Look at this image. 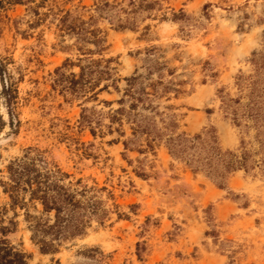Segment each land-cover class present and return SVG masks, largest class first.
Instances as JSON below:
<instances>
[{"label":"rangeland","instance_id":"rangeland-1","mask_svg":"<svg viewBox=\"0 0 264 264\" xmlns=\"http://www.w3.org/2000/svg\"><path fill=\"white\" fill-rule=\"evenodd\" d=\"M108 1L128 10L132 0ZM154 1L152 9L130 14L133 27L123 29L115 23L125 13L100 15L95 9L100 0L47 1L78 19L92 17L88 28L104 39L100 53L95 44L62 34L51 17L32 25L36 18L25 5L1 13L0 59L17 89L20 123L15 130L6 124L0 131V180L7 179L10 160L35 147L70 180L104 187L99 196L109 210L103 224L93 221L84 236L68 240L51 255L40 253L32 242L25 217L26 212L39 214L40 205L16 207L17 229L9 239L28 254V264H56V259L70 264L84 245L99 246L110 255L109 264H264V174L238 170L225 188H218L205 174L173 159L163 144L141 153L134 148L142 144L138 140L125 149L123 141L131 133L126 123L122 135L113 130L93 136L79 125L83 106L102 113L118 106L124 78L136 68L142 71L146 49L155 47L159 60L185 81V92L168 101L179 130L193 135L212 128L223 149L238 148L242 131L221 113L219 95L235 96L237 75L253 70L251 53L263 45L264 0ZM179 11L184 15L173 20L172 13ZM88 50L93 58H112L120 91L109 87L97 100L82 104V98L62 94L51 83L58 67L77 72V66H63L64 61L76 62ZM0 114L8 120L1 98ZM253 134H244L246 141ZM8 200L0 184V204ZM116 212L126 216L118 218Z\"/></svg>","mask_w":264,"mask_h":264},{"label":"trees","instance_id":"trees-1","mask_svg":"<svg viewBox=\"0 0 264 264\" xmlns=\"http://www.w3.org/2000/svg\"><path fill=\"white\" fill-rule=\"evenodd\" d=\"M47 1L50 0H0V16L11 6L25 5L36 18L32 25L51 17L62 34H74L81 43L95 44L97 53L103 50L104 39L100 38L98 30L88 28L92 17L89 21L78 19L69 10L47 4ZM155 3L154 0H132L126 10L116 1L100 0L95 9L100 15L111 10L117 11L118 16L124 12L125 18H118L115 23V28L123 29L133 27L134 22L130 19L134 17L130 14L140 9H152ZM41 8L47 10L42 12ZM183 15V11L173 12L172 19ZM262 37V48L251 53L252 72L240 73L236 77V95H219L221 113L242 131L235 150L223 149L212 128L193 135L179 130V121L173 111L175 107L168 101L185 92L182 88L185 81L178 80L175 69L159 60L155 47L146 49L142 71L136 68L124 78L125 86L115 100L118 106L106 113L94 106H83L79 125L88 128L93 136L113 130L122 135L121 126L126 123L131 133L123 141L125 149L138 140L142 144L134 148L141 153L154 151L156 145L163 144L173 159L183 162L192 172L205 174L218 188H225L229 175L238 170L245 173L258 170L264 174V30ZM81 54L83 56L77 57L76 62L67 58L63 65L77 66V72H66L62 67L55 69L51 83L54 90L82 98V104L97 100L98 94L108 91L109 87L120 91L117 86L119 78L111 66L112 58H93L91 50ZM0 84V98L8 115L5 121L0 114V131L6 124L15 130L20 123L16 111L17 89L2 59ZM101 102L106 106L112 104V101ZM250 130L254 134L246 141L244 134ZM6 171L7 179L0 180L2 192L9 198L7 203L0 204V264H28V254L9 239L17 229L16 207L25 208L29 202L40 205L39 214L26 212L25 217L31 240L42 254H56L63 243L84 236L93 221L103 224L109 218V210L99 196L104 187L87 186L79 179L70 180V175L43 150L28 147L22 156L9 161ZM9 211L13 212L11 216ZM116 214L118 218L126 216L120 212ZM76 255L78 259L70 264H109L110 255L99 246L84 245ZM55 263L59 264V260L56 259Z\"/></svg>","mask_w":264,"mask_h":264}]
</instances>
